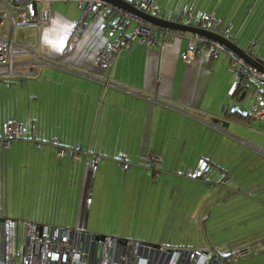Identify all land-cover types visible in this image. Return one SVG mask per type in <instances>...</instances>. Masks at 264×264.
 Returning a JSON list of instances; mask_svg holds the SVG:
<instances>
[{
    "label": "crops",
    "instance_id": "obj_1",
    "mask_svg": "<svg viewBox=\"0 0 264 264\" xmlns=\"http://www.w3.org/2000/svg\"><path fill=\"white\" fill-rule=\"evenodd\" d=\"M152 1L158 16H175L183 9L184 15L192 18L201 13L213 15L220 23L218 34L226 35L240 51H246L255 41L254 57L264 61V53L256 51L264 23L261 29L244 31L242 42L236 35L237 24L246 20L247 11L254 9L253 0H175L169 3L171 10L162 8L159 0ZM105 3L108 10L116 8ZM43 7L50 10L51 20L42 34L37 36L29 28L19 34L20 42L30 48L26 56L17 60L16 70L22 75H32L0 80V176L2 179L5 165L6 181L11 180L3 185L0 179V196H5L4 202L16 200L18 174L14 165L20 161L19 173L24 180L19 183V193L28 197L18 216L11 215L12 219L7 220L19 222L14 218H20L23 225L54 222L39 224L87 231L85 222L95 221L92 213L97 209L100 212L102 201L105 207L108 203L110 207L116 200L127 204L132 217L136 210L138 220L143 221L145 214L148 222H172L175 218L200 222V232L209 239L206 222H239L227 231L239 225L243 231L264 229V204L255 200L263 197L264 202V178L258 185H249L250 197L240 196L238 189L234 197H229V193H220L216 187L222 184V180L217 183V176L223 174L226 178L228 174L219 167L222 163L217 150L221 153L222 147L229 148V142H214L212 156L197 151L199 140L208 138V127L219 130V123L210 120L222 119L223 109H203L216 67L225 68V62L220 59L226 57L229 68L236 72L226 73L229 82L225 94L230 96L228 91L238 80L233 60L223 52V56L219 53L217 61L212 62L209 49L203 47L193 61L186 63L182 59L188 43L185 36L149 45L132 41L128 49L117 54L111 86L105 88V75L97 55L102 48L127 37L134 22L125 21L121 27L122 16L95 21L92 14L79 22L83 8H79L77 0H56ZM129 24L133 25L131 30L127 29ZM31 55L36 56V62L47 64L40 66L37 74L33 70L36 65L32 68L25 65ZM8 120L22 126V136L12 139L6 148ZM53 136L65 152L80 147L76 160L69 156L56 159V147L50 142ZM120 154H125L130 163L126 173L120 170ZM93 156H98L99 161L91 169ZM150 158L157 159L155 168L149 164ZM121 178L122 183L118 181ZM187 178L203 184L204 192L200 193L201 189L194 184L188 186L191 182L186 183ZM160 182L161 189L154 187ZM176 188L180 196L172 203ZM209 189L221 198L206 201L209 205L201 209L206 214L198 216L199 200L207 197ZM33 195L39 196L35 206L29 200ZM157 195L160 197L156 198ZM72 198L69 207L65 201L69 199V204ZM54 206L60 208V215L52 212ZM185 208L190 209L184 213ZM0 212V216L5 215L3 205ZM58 222H76V225L61 226Z\"/></svg>",
    "mask_w": 264,
    "mask_h": 264
},
{
    "label": "built area",
    "instance_id": "obj_2",
    "mask_svg": "<svg viewBox=\"0 0 264 264\" xmlns=\"http://www.w3.org/2000/svg\"><path fill=\"white\" fill-rule=\"evenodd\" d=\"M54 1L56 0H0V27L5 20L9 21L10 26V34L9 31H0V80L13 77L23 79L32 75L31 73L22 75L16 70L17 60L26 56L28 48H30L20 42L19 34L21 30L29 28L33 29L37 36H40L43 30L49 26L51 20L50 10L44 8L43 5ZM77 1L79 8H83L79 22H83L88 14H92L95 21L122 16L123 21L119 24L121 27L124 26L125 21L134 22V27L127 37L120 38L102 48L97 55V61L105 75L103 82L105 88L111 86V73L117 54L123 49H128L130 42L137 41L139 44L149 45L157 44L160 40L168 42L176 36H185L188 38V43L186 52L182 56L184 62L193 61L203 47L209 49L210 60L213 62L217 61L221 51L233 60L232 65L238 76L254 84L253 86L247 85L245 89V97L248 96L253 100L249 112L250 118L254 121L264 122V70L252 67L246 61L247 59L256 60L253 53V49L256 47L255 41H252L244 51L247 57L245 59L222 43L201 37L198 34L183 33L179 30L153 25L118 7L108 10L107 4L103 1ZM126 1L134 9L150 16L160 17L168 23L201 28L218 34L220 23L211 14L201 13L193 19L190 15H184L185 9H183L180 14L175 16L171 14L158 16L157 6L152 0ZM230 28L231 25L228 26L227 31ZM225 36L223 37L228 40ZM228 41L230 42V40ZM27 60L30 61L25 65L31 68L36 65V69H33L35 74L39 72L40 66L47 65L45 62H36L35 55H31ZM258 62L264 67L263 62ZM238 81L232 83L228 91L230 96L237 87ZM5 128L7 137L4 143L6 148H9L12 139L22 136V126L8 120ZM50 142L55 146L59 140L53 136ZM79 151V146L69 148L66 152L63 148H56L55 157L57 160H62L65 156H69L76 160ZM118 160L121 172L126 173L130 168L126 155L120 154ZM98 161L99 157L93 156L90 168H95ZM149 161L153 168L157 166V159L150 158ZM12 227V223L8 220L3 223L0 221V264H239L238 258L249 253V250L245 249L235 255L223 256L213 250L166 247L159 244L139 243L134 240H127L122 244L114 237H97L84 229L29 222L23 227L21 254H15L18 241L17 238L13 239Z\"/></svg>",
    "mask_w": 264,
    "mask_h": 264
},
{
    "label": "rangeland",
    "instance_id": "obj_3",
    "mask_svg": "<svg viewBox=\"0 0 264 264\" xmlns=\"http://www.w3.org/2000/svg\"><path fill=\"white\" fill-rule=\"evenodd\" d=\"M173 1L175 0H159L160 6L168 10H171L169 3H172ZM252 4H254V9L252 12L247 11L248 16L246 18V20H252L251 23H246V20H244L237 24L238 31L236 32V35L238 37L239 42H242L243 40L244 31L251 29L254 30L255 28L261 29L262 24L264 23V0H253ZM132 27L133 25L129 24L127 29L131 30ZM9 28V21L5 20L4 24L0 27V31H9L10 34ZM263 33H259L261 36L259 37V45L256 48V51H261L264 53ZM220 56H223L222 51L220 52ZM225 58L221 57L220 59L225 62V68H222L220 66L216 67V75L213 77V80L210 85L211 87L207 92V97L203 104V109H209L211 111L223 109L221 113L222 117L224 116L225 109L226 111H231V109H239L241 112L248 114L250 112V107L253 101L252 99L246 96L243 100H237V98L226 96L225 94L227 88L226 82H229V76L226 73L233 71V73L236 74L233 69L229 68L228 59L225 60ZM247 85L248 83H246V86ZM217 106L218 108H215ZM233 120L234 121H231L230 123L228 122V120H224V123H228L227 128H222L220 124L219 130L211 129L210 127H208L207 137H210L211 141L208 138L205 139V141L199 140V142L197 143V148L199 146L200 147L197 151L199 154H203L205 156L210 154L212 156L215 152V148L212 146L214 142L218 141V143L223 142L224 144H226V142H229V144L231 145L230 146L228 144L229 148L222 147L221 150L223 149V151L221 153L220 149L217 150V154L221 157L219 162L222 163L219 167H221L223 172H228V174L226 178L225 176L222 177L223 174H219L217 176V183L222 180V184L219 183V186L216 187H218V190H221L220 193L224 192L226 195H228L229 193V197H234L237 193L235 190L237 189L240 192V196L250 197L246 191L248 188H250L249 185H258L260 182H262V179L264 178V122H258L253 120L250 121L248 124H242L238 122L239 119H237V117H235ZM210 121L214 122V119H211ZM21 166L22 165L20 164V161L14 165V167L17 169L18 174L16 180V183L18 185V193L16 200H14V203L8 200L4 202L5 196H0V205H3V213L5 214L1 215L0 217L9 219L11 215L18 216V213L21 212L19 208L22 209L24 207L23 204L25 203V201L28 200V197L25 198L24 194L19 193V183H23L22 181L24 180L22 179L19 173V171H22V169H20ZM3 167L5 171V165ZM159 168H161V165ZM4 171L2 172L3 178L1 179L0 176V179L3 185H5L6 182H9L10 184L11 180L8 179L6 181V174ZM259 173L260 175H257ZM24 177L25 176L23 174V178ZM224 178L225 180H223ZM122 179L123 178L118 181L122 183ZM185 181L186 183L191 182L188 184V186H192L194 184L195 186L199 187L201 189L200 193L204 192L205 186L203 184H198V180L187 178L185 179ZM210 181L214 183V180ZM154 187H158L159 189H161L162 183L160 182L159 184H154ZM207 192V197H203L202 200H199L200 204L198 205V208L200 210L197 213L198 216H204L206 214V212L201 211L203 207L209 205V202L206 201H209L211 198H214V200L217 201L219 200V198H221V195L216 197L213 192L211 194V189H209ZM179 196L180 195L178 189L176 188V191H174V193L172 194V203ZM159 197L160 196L158 195L156 196V198ZM164 198L167 199L168 196L165 195ZM262 198L263 197H256L255 200L260 204H264ZM38 199V195H33L29 197V200L34 206L38 203ZM68 200L65 202L67 203V206L70 207L72 205L73 198L71 202L69 201V204ZM94 202H97V200H94ZM189 209L190 208L183 209L184 213L186 210L188 211ZM59 210L60 208H57L55 206L52 207L53 213L60 215L61 213ZM92 214L93 216L95 215V221L93 222V220H90V222H85L87 232L93 235L114 237L116 239L134 240L139 243H149L154 245L162 243L169 247L188 246L196 249H210L212 248L211 244H213L215 249L223 250L225 248L222 247H226L225 245H223V243L235 237L234 235L229 234V232L227 231L228 228L233 226H228L229 222H206V228L209 231V239L208 237L199 233L200 228L198 224L200 222H183L180 218L178 219V221L177 218H175V221L172 222H165L164 220H162L161 222L150 220L148 222V220L145 221L147 219V216L145 217V214H143V221L141 219L138 220L136 210L134 212V216L132 217V211L128 210L127 204H123L122 202H116V200L110 204V207L109 203L106 204L105 207L102 201L100 212L97 209V212ZM97 218L98 222H96ZM16 219L19 222H17V224H14L17 228L12 227V235L13 239L18 238V246L15 249V254H21L24 237V225L21 224V222L24 221L20 218L15 217L14 220ZM9 222L12 221L9 220ZM39 223L53 224L54 222ZM75 223L76 222H58V225L71 227L75 226ZM184 225H186V228H184ZM261 247H263V245L255 243L251 244L252 254L254 255L243 259L240 263L264 264V256L261 257L260 255H258L262 251Z\"/></svg>",
    "mask_w": 264,
    "mask_h": 264
},
{
    "label": "trees",
    "instance_id": "obj_4",
    "mask_svg": "<svg viewBox=\"0 0 264 264\" xmlns=\"http://www.w3.org/2000/svg\"><path fill=\"white\" fill-rule=\"evenodd\" d=\"M264 63V61H262ZM238 85L235 88L233 94L231 95V97L237 98V100L240 99L241 95L244 93L245 89H246V83H249L250 81H247L245 78L243 77H239L238 76ZM237 117L238 122L242 123V124H248L250 121H253L250 116L248 114H245L243 112H241L240 110H236V109H231V111H226L224 112V116L222 117L223 120L225 121H234L233 119ZM56 148H63V146L61 145V142L59 141V143L57 145H55ZM206 182L209 183V180H205ZM251 188H248L246 191L247 193L249 192ZM12 226L13 228H17L16 225L17 222L12 221ZM239 222H229L228 226L231 225H235ZM15 226V227H14ZM184 228H186V225H184ZM241 228H243V226L241 227L240 225L237 228H234L232 231H228L229 234L234 235L235 237L227 242H224L223 245H225L226 247H222L225 248L223 250L220 249H215L214 245L211 244L212 248H207V250H213L215 252H217L218 254H221L223 256H227V255H235L236 253L248 249L249 253L246 254L245 256L238 258L237 262L240 264V262L250 256H253L254 254H252V249H251V244H259L262 245L261 242L262 240H264V229L259 230L257 232V230H253L252 228L246 231L241 230ZM244 229V228H243ZM243 231V232H241ZM199 233L202 234L199 230ZM204 233L206 235V232L204 230ZM18 241V238H17ZM159 245H163L166 247H169L165 244L159 243ZM188 247V246H186ZM192 248V247H191ZM202 249V248H201ZM262 251L258 254L261 255L264 252V245L263 247H261Z\"/></svg>",
    "mask_w": 264,
    "mask_h": 264
},
{
    "label": "water",
    "instance_id": "obj_5",
    "mask_svg": "<svg viewBox=\"0 0 264 264\" xmlns=\"http://www.w3.org/2000/svg\"><path fill=\"white\" fill-rule=\"evenodd\" d=\"M102 1H105V2H107L113 6L119 7V8L129 12L130 14H132L134 16H137L139 18L144 19L145 21H147L153 25H157L160 27L168 28V29L179 30L183 33L198 34L201 37H205V38L211 39L215 42L222 43L226 47L232 49L234 52H236L241 57L247 59L244 51L238 50L236 48V46L232 45L228 40H226L223 36H221L219 34H216L214 32L207 31V30H204L201 28H192V27H186L183 25L168 23V22L162 20L160 17L150 16V15L144 14L143 12H141L139 10L134 9L132 7V5L129 4V2H127L126 0H102ZM246 61H247L248 65H250L252 67L264 70V67L258 61L250 60V59H247ZM245 93H246V91L241 95L239 100L244 99ZM236 110H239V109H236ZM214 122L219 123L222 128L228 127V123H224L223 119H217ZM0 221H1V223H3L5 221V218L1 217ZM97 237H102V236H97ZM119 242L124 244L126 242V240L125 239H119ZM261 244L264 245V240H262Z\"/></svg>",
    "mask_w": 264,
    "mask_h": 264
},
{
    "label": "clouds",
    "instance_id": "obj_6",
    "mask_svg": "<svg viewBox=\"0 0 264 264\" xmlns=\"http://www.w3.org/2000/svg\"><path fill=\"white\" fill-rule=\"evenodd\" d=\"M1 218V217H0ZM5 220H7V219H5ZM25 225V224H24Z\"/></svg>",
    "mask_w": 264,
    "mask_h": 264
}]
</instances>
